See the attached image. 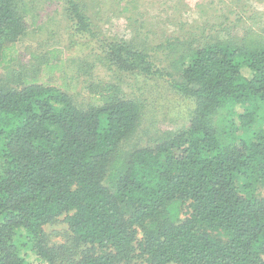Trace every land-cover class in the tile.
Segmentation results:
<instances>
[{"label": "trees", "instance_id": "obj_1", "mask_svg": "<svg viewBox=\"0 0 264 264\" xmlns=\"http://www.w3.org/2000/svg\"><path fill=\"white\" fill-rule=\"evenodd\" d=\"M24 19L17 0H0V67L15 60ZM149 50L110 42L109 64L155 74ZM187 50L180 74L195 98L188 127L126 155L118 147L143 104L117 83L86 108L39 78L0 85V264H33L17 237L35 264H137V256L147 264H264V41L205 40ZM60 217L71 242L51 246L44 226Z\"/></svg>", "mask_w": 264, "mask_h": 264}, {"label": "rangeland", "instance_id": "obj_2", "mask_svg": "<svg viewBox=\"0 0 264 264\" xmlns=\"http://www.w3.org/2000/svg\"><path fill=\"white\" fill-rule=\"evenodd\" d=\"M73 3L78 5L76 10L88 17V25L76 17L77 11L70 10L68 0H17L25 28L16 42L15 60L0 67V85L21 87L22 78H39V83L46 81L61 88L79 108H86L94 99L92 94L109 83H117L122 88L121 95L139 98L143 104L136 128L118 147L122 155L154 146L188 127L195 98L190 94L191 86L180 74V62L189 46L229 38L241 43L250 35L264 41V0H73ZM115 41L144 44L160 71L146 75L109 64L112 62L107 55L109 43ZM52 49L61 53H51ZM53 55L51 62L55 63V69L46 75L43 66ZM173 82L183 83L187 91L177 89ZM258 191L264 198V184ZM44 233L51 246L71 242L67 222L61 217L45 225ZM136 237L142 238L140 230ZM16 239L21 255L35 264L36 256L30 246H24L22 238ZM133 262L147 264L138 256Z\"/></svg>", "mask_w": 264, "mask_h": 264}]
</instances>
